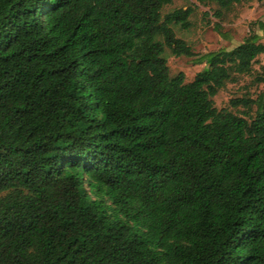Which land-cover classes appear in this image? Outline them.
I'll return each instance as SVG.
<instances>
[{
	"label": "trees",
	"instance_id": "1",
	"mask_svg": "<svg viewBox=\"0 0 264 264\" xmlns=\"http://www.w3.org/2000/svg\"><path fill=\"white\" fill-rule=\"evenodd\" d=\"M171 3L0 0V264H264V101H212L264 43L170 77Z\"/></svg>",
	"mask_w": 264,
	"mask_h": 264
},
{
	"label": "rangeland",
	"instance_id": "2",
	"mask_svg": "<svg viewBox=\"0 0 264 264\" xmlns=\"http://www.w3.org/2000/svg\"><path fill=\"white\" fill-rule=\"evenodd\" d=\"M190 10L188 27L186 29L173 25L172 30L177 39L190 47L193 56H174L164 47L169 76L179 73L184 75V83L191 82L195 75L205 68L199 64V59L205 54L220 50H231L248 36H258L264 43V0H242L228 10H219L217 5L206 0H172L164 6L162 16L174 10ZM251 99L264 101V57L259 56L250 74L237 77L235 82L226 83L212 98L217 110L227 109L239 116H243V108H232V99ZM255 106L252 107V114Z\"/></svg>",
	"mask_w": 264,
	"mask_h": 264
}]
</instances>
